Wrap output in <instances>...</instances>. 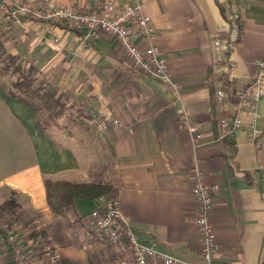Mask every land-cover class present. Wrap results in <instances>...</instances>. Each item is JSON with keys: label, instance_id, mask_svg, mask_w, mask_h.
I'll use <instances>...</instances> for the list:
<instances>
[{"label": "crops", "instance_id": "crops-1", "mask_svg": "<svg viewBox=\"0 0 264 264\" xmlns=\"http://www.w3.org/2000/svg\"><path fill=\"white\" fill-rule=\"evenodd\" d=\"M57 1L97 8L104 0ZM142 3L179 92L138 71L112 35L85 47L81 32L63 24L47 31L28 23L18 26L23 31L18 37L7 34L3 45L0 31L1 50L45 76L41 91L55 94L33 110L3 90L0 80L12 115L7 120L21 124L19 131L0 132V264L14 263L2 230L7 223L16 229L18 244L32 250L35 264H136L125 242H102L92 234L88 215L100 199H76L71 209L54 213L46 177L111 183L106 197L119 200L142 241L206 264L195 223L200 205L190 179L196 168L207 184L221 187L210 217L219 246L216 260L264 264V94L257 135L246 115L236 134L219 137L220 118H233L237 92L250 83L257 60H264V0H239L242 36L233 51L235 65L223 79V99L216 96L211 55L212 36L230 28L225 0ZM94 114L119 124L102 130L92 121ZM190 125L197 128L198 145ZM11 134L22 144L9 145Z\"/></svg>", "mask_w": 264, "mask_h": 264}, {"label": "built area", "instance_id": "built-area-1", "mask_svg": "<svg viewBox=\"0 0 264 264\" xmlns=\"http://www.w3.org/2000/svg\"><path fill=\"white\" fill-rule=\"evenodd\" d=\"M225 3L230 28L227 33L216 32L212 36L211 56L217 78L218 99L227 96L223 79L235 65L233 51L242 36V12L239 0H225ZM0 16L16 26L36 23L47 31H52L57 24H63L81 32L85 47H89L92 40L103 35H112L118 40L138 71L168 84L176 92L181 90V85L175 81L161 46L156 42V27L152 17L145 12L142 0H128L122 5L115 0H104L97 8L85 4L69 6L57 0H0ZM55 40L59 39L55 38ZM256 64L257 71L250 83L237 92L235 115L233 118L222 117L219 120L220 138L236 134L245 125L246 115L249 117L247 123L251 134L255 136L259 133L258 104L264 94V60L259 59ZM92 121L102 130L111 124H119L116 118L96 114L93 115ZM190 130L194 142L198 145L195 137L196 126L190 125ZM203 177V172L199 168L193 170L190 176L193 183L192 192L200 205L195 223L201 234V254L206 264H221L216 260L219 246L210 221L214 201L221 192V187L219 184H207ZM99 199L100 203L88 215L89 226L97 240L112 244L125 242L136 264H152L153 260H160L163 264H192L180 257L161 252L142 241L123 214L117 198ZM2 227L7 241L13 246L14 264H35L32 250L18 244L16 229L8 223Z\"/></svg>", "mask_w": 264, "mask_h": 264}, {"label": "trees", "instance_id": "trees-1", "mask_svg": "<svg viewBox=\"0 0 264 264\" xmlns=\"http://www.w3.org/2000/svg\"><path fill=\"white\" fill-rule=\"evenodd\" d=\"M5 55L6 48L2 47V50H0V63L3 64L4 68H7L11 63L12 68L9 70L6 81H3L2 88L10 96L24 101L33 110L40 108L41 99L55 97L52 92L41 91V86L36 85V78L30 75V70L25 69L24 64L20 59L18 60L17 56L7 54L5 57ZM35 99H37V105L34 104ZM45 188L51 210L54 213L61 214L71 209L76 199L96 200L107 195L112 189V184L109 182H84L46 177ZM9 254L11 257L13 256L12 247L9 248Z\"/></svg>", "mask_w": 264, "mask_h": 264}, {"label": "rangeland", "instance_id": "rangeland-1", "mask_svg": "<svg viewBox=\"0 0 264 264\" xmlns=\"http://www.w3.org/2000/svg\"><path fill=\"white\" fill-rule=\"evenodd\" d=\"M0 31L4 32V35H1V41L3 43V45H7L8 41H7V34L9 35H14L16 37H18L19 35L22 34L23 31H21V29H19L18 26L13 25V24H9L6 21H4V19H2V17L0 16ZM6 37V38H5ZM16 44L20 45L19 43H17L15 41ZM1 50V48H0ZM8 52H6L5 57L7 56ZM24 63V61H23ZM3 64L0 63V80L6 81L7 77H8V73L9 70L12 69L11 68V63H9L7 68H4L2 66ZM22 65V64H21ZM31 65V64H30ZM25 67V65H24ZM26 70H30V75L33 76V78H36V85L39 86L40 83L42 82V80H45L46 77L41 76L40 72H38L35 69H30L25 67ZM3 95L0 93V132H3V129H7V130H14V131H19L21 128V124L20 122H16V124H14V122L12 120H7L9 119V117H11L12 115H10V113L8 112L7 106L4 103V101L2 100ZM35 102H37V99L34 100ZM7 143L9 145H14V147H16L17 145H21V141L18 137H15L14 134H11L8 136L7 138ZM102 197H106L102 196ZM89 224V223H88ZM90 227V226H89ZM91 230V228H90ZM92 232V230H91ZM93 234V232H92Z\"/></svg>", "mask_w": 264, "mask_h": 264}]
</instances>
